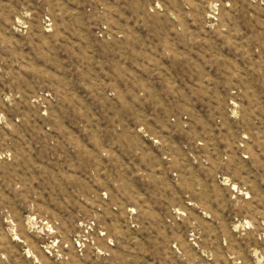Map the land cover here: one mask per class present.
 I'll return each mask as SVG.
<instances>
[{
  "label": "rangeland",
  "instance_id": "374dc122",
  "mask_svg": "<svg viewBox=\"0 0 264 264\" xmlns=\"http://www.w3.org/2000/svg\"><path fill=\"white\" fill-rule=\"evenodd\" d=\"M0 264H264V0H0Z\"/></svg>",
  "mask_w": 264,
  "mask_h": 264
},
{
  "label": "built area",
  "instance_id": "2783aa9c",
  "mask_svg": "<svg viewBox=\"0 0 264 264\" xmlns=\"http://www.w3.org/2000/svg\"><path fill=\"white\" fill-rule=\"evenodd\" d=\"M218 10L216 9V12ZM216 12H215V15H216ZM47 22H49V19H47ZM105 31L100 35L101 37H104V35H106L108 33L107 31V28H104ZM108 36V34H107ZM169 85H170V89L173 91V92H170V94L172 95L171 97L174 98V103H176L177 100H175V98L177 97V94L179 91L181 90H187V91H190V89L192 88L191 85H196V82L195 83H192V79L191 78H188V77H183V78H180V77H171L169 79ZM219 88V87H218ZM237 90L236 89H230L228 90V97L226 99V106H227V111L230 115V117H234L236 115V109L238 108V104L235 100V96L237 94ZM216 93V92H215ZM184 101H182L183 103V108H184V111L183 113H180V117H183L184 120L185 118H187L188 116H192V115H197V116H202L203 115V110L205 109V105L204 104V101L203 103H199L197 102V104L195 103V101H192V100H195L193 98V96H191V93L187 94V96H184ZM208 104V106H212L211 105V102H206ZM195 105H198V109L196 111H191V112H188L189 109H192ZM174 113L173 112H170L169 115H173ZM214 115H217L214 113ZM243 139H246V136H242ZM152 139V138H151ZM154 141V144H158L159 142L155 141L154 139H152ZM242 146V144H241ZM243 147V146H242ZM175 176V175H174ZM222 181H223V185H226L228 186L229 183H230V180L229 178L227 177H222ZM231 189L234 193H238V194H244L243 192H241V190L238 191V188H236V186H232L231 185Z\"/></svg>",
  "mask_w": 264,
  "mask_h": 264
}]
</instances>
